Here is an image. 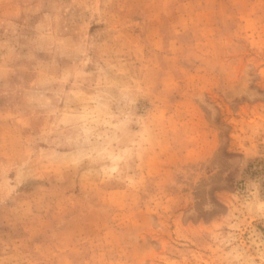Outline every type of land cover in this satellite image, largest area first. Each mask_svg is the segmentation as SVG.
Instances as JSON below:
<instances>
[{"label":"rangeland","instance_id":"374dc122","mask_svg":"<svg viewBox=\"0 0 264 264\" xmlns=\"http://www.w3.org/2000/svg\"><path fill=\"white\" fill-rule=\"evenodd\" d=\"M0 264H264V0H0Z\"/></svg>","mask_w":264,"mask_h":264}]
</instances>
